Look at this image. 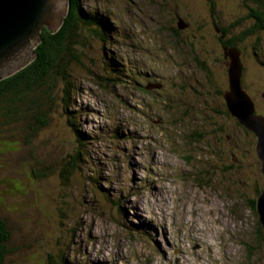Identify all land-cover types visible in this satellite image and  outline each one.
Listing matches in <instances>:
<instances>
[{
	"label": "rangeland",
	"instance_id": "374dc122",
	"mask_svg": "<svg viewBox=\"0 0 264 264\" xmlns=\"http://www.w3.org/2000/svg\"><path fill=\"white\" fill-rule=\"evenodd\" d=\"M256 2L81 0L108 32L73 27L80 59L34 139L23 129L39 109L1 122V264H264L256 140L215 92L226 71L214 25L250 32ZM237 48L264 114V29Z\"/></svg>",
	"mask_w": 264,
	"mask_h": 264
},
{
	"label": "water",
	"instance_id": "95a60500",
	"mask_svg": "<svg viewBox=\"0 0 264 264\" xmlns=\"http://www.w3.org/2000/svg\"><path fill=\"white\" fill-rule=\"evenodd\" d=\"M68 1L0 0V82L34 61L33 49L41 41L43 28L52 33L58 31L67 14ZM185 28L180 22L178 29ZM225 56L229 58V90L224 93L226 107L238 124L256 137L255 151L264 174V114H257L255 101L243 88L240 51L236 47L225 48ZM152 87L160 86L151 84L147 89ZM255 207L252 206L264 234V189Z\"/></svg>",
	"mask_w": 264,
	"mask_h": 264
},
{
	"label": "trees",
	"instance_id": "16d2710c",
	"mask_svg": "<svg viewBox=\"0 0 264 264\" xmlns=\"http://www.w3.org/2000/svg\"><path fill=\"white\" fill-rule=\"evenodd\" d=\"M258 1L259 0H257V2ZM68 3L70 14L65 19V23L61 30L54 34L44 29V31L41 33V42L37 45L34 51L36 55L34 61L20 72L0 82V123L5 121V123L10 124L20 120V117L23 114H27V108H31L32 110L36 109L37 111L39 109L38 114L41 115L38 118L40 123L39 127H35L32 121H27L28 124H26L23 129L24 132L28 127V132L32 133L34 136L33 139L36 137L35 133L38 131V129L47 125L49 119L45 111L47 110V113H49V110L52 108L51 104H53L55 101L54 93L57 81L60 79V77L68 81L70 75L67 74V68L76 61L78 62L80 59L79 55L74 52V48L79 43V39L76 38L77 35L75 34L73 27H75L76 24L81 26L97 25L104 35L106 32H108L104 28L106 26L103 24V20L102 22L99 20L98 14L89 16V14L83 9L81 0H69ZM262 6L264 9V4ZM258 10L259 9H252L250 10L251 13L249 14L250 17L256 20L254 27L250 32L237 36L234 39V43L243 41L248 34H254L257 30L260 31L264 29V12ZM224 30L227 32L226 29ZM95 33L97 34L98 32ZM242 85L246 91L244 82ZM215 92L216 94L222 96L220 89ZM63 100L66 104V99ZM223 107L226 113L230 114L227 110V107ZM221 111L217 110L218 113ZM71 114L73 113L70 112L69 115ZM1 125L2 123L0 124V129ZM78 137L81 143H84L82 140H86L84 134L82 133H79ZM78 155H82V153L80 152ZM70 158L72 161L69 163V168L72 170L74 169L75 163H77L78 156H70ZM76 167L77 165L75 168ZM71 172L72 171H69V175L64 174V172L62 173V177L65 181L68 180V176H70ZM263 188L257 189L258 193L255 198L250 197L253 199L250 202L251 207L254 206V208H256L255 200ZM1 228L2 226L0 221V229ZM0 233H2V230H0ZM260 233L264 237V234L262 232ZM2 238L3 237L0 236L1 247L3 245ZM1 253L0 264L2 258Z\"/></svg>",
	"mask_w": 264,
	"mask_h": 264
},
{
	"label": "flooded vegetation",
	"instance_id": "af4514ba",
	"mask_svg": "<svg viewBox=\"0 0 264 264\" xmlns=\"http://www.w3.org/2000/svg\"><path fill=\"white\" fill-rule=\"evenodd\" d=\"M215 29L219 30L220 35L218 36V40L220 45L218 46L223 52V63L225 66V71H226V78L222 84V90H220V92L222 93V98H223V105L226 106V103L224 101V93L226 91L229 90V78H228V66H229V59L225 58V48H233V47H237V43H234V39L237 37L235 35H231L230 30L227 28H219L217 25H214ZM226 29L227 32L224 30ZM175 32V31H174ZM216 91H218V89L216 88ZM241 128V127H240Z\"/></svg>",
	"mask_w": 264,
	"mask_h": 264
},
{
	"label": "clouds",
	"instance_id": "9594fccd",
	"mask_svg": "<svg viewBox=\"0 0 264 264\" xmlns=\"http://www.w3.org/2000/svg\"><path fill=\"white\" fill-rule=\"evenodd\" d=\"M237 48V47H236ZM238 49V48H237ZM239 50V49H238ZM240 51V50H239ZM241 53V52H240ZM241 61H242V63H243V59H242V53H241ZM244 71H245V68H244V64H243V77H242V81H243V78H244ZM225 101V100H224ZM256 105V104H255ZM257 109V108H256ZM239 125V124H238ZM239 127H241L240 125H239ZM245 132H248L247 130H245L243 127H241ZM248 133H250V132H248ZM252 134V133H251ZM253 136H254V134H252ZM255 137V136H254ZM255 140H256V137H255ZM255 147H256V143H255ZM255 147H254V150H255ZM255 154H256V151H255ZM256 157H257V155H256ZM257 159H258V157H257ZM259 160V159H258ZM261 169V168H260ZM261 173H262V171H260ZM264 175V174H263ZM264 189V188H263ZM263 189H262V191H263ZM261 191V192H262Z\"/></svg>",
	"mask_w": 264,
	"mask_h": 264
},
{
	"label": "bare ground",
	"instance_id": "6f19581e",
	"mask_svg": "<svg viewBox=\"0 0 264 264\" xmlns=\"http://www.w3.org/2000/svg\"><path fill=\"white\" fill-rule=\"evenodd\" d=\"M176 37V36H175ZM69 49V48H68ZM77 55V54H76ZM225 58H227L226 56H225ZM100 59V58H99ZM227 59H229V58H227ZM83 60V59H82ZM76 66V65H75ZM85 84V83H84ZM24 97V96H23ZM121 107V106H120ZM192 135V134H191ZM55 153V152H54ZM156 153V152H155ZM159 157V156H158ZM225 170V169H224ZM212 172V171H211ZM158 194H159V192H158ZM255 202H256V200H255ZM218 222L222 225V223L218 220ZM162 223V222H161ZM196 232L198 233V235H200V236H202V233H203V230H202V228H200V227H198L197 229H196ZM215 234H217V232L215 233ZM232 261V260H231ZM190 264V263H189Z\"/></svg>",
	"mask_w": 264,
	"mask_h": 264
}]
</instances>
